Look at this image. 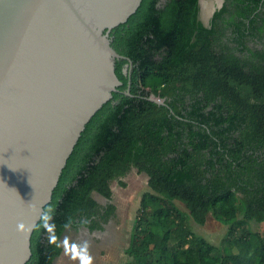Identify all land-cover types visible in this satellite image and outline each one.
I'll return each mask as SVG.
<instances>
[{
    "label": "trees",
    "instance_id": "trees-1",
    "mask_svg": "<svg viewBox=\"0 0 264 264\" xmlns=\"http://www.w3.org/2000/svg\"><path fill=\"white\" fill-rule=\"evenodd\" d=\"M200 12V0H143L111 31L133 67L116 61L122 85L69 157L27 264H55L69 228L104 230L116 206L95 196L111 200L132 169L149 180L126 264H264V235L250 227L264 223V0H224L209 25ZM209 217L228 227L220 246L188 225Z\"/></svg>",
    "mask_w": 264,
    "mask_h": 264
},
{
    "label": "water",
    "instance_id": "water-1",
    "mask_svg": "<svg viewBox=\"0 0 264 264\" xmlns=\"http://www.w3.org/2000/svg\"><path fill=\"white\" fill-rule=\"evenodd\" d=\"M142 1L0 0V264L31 259L33 232L69 157L122 85L116 61H128L124 74L133 67L110 33Z\"/></svg>",
    "mask_w": 264,
    "mask_h": 264
},
{
    "label": "rangeland",
    "instance_id": "rangeland-1",
    "mask_svg": "<svg viewBox=\"0 0 264 264\" xmlns=\"http://www.w3.org/2000/svg\"><path fill=\"white\" fill-rule=\"evenodd\" d=\"M206 1L212 2V0ZM148 180L145 173L132 169L111 183V200H107L102 195H96L95 199L99 204L105 205L111 202L116 206V216L106 225V232L94 234L88 232L85 227L79 230L67 229L61 238L62 251L55 260V264H80L81 259L87 261L89 256L92 258L91 264H126L129 257L125 253V248L129 244V234L138 215L142 196L148 190ZM122 182L125 185H122ZM176 204L182 210H186L182 204L178 202ZM188 225L196 234L217 246L222 245L228 230L226 225L219 223L213 217H209L204 226H199L192 220L188 221ZM250 227L264 235V223L250 225ZM243 228L246 229V225ZM238 232L241 231L238 229ZM84 242H88L89 245L86 251L72 247V245H83ZM66 247L77 259L74 260L65 253Z\"/></svg>",
    "mask_w": 264,
    "mask_h": 264
},
{
    "label": "flooded vegetation",
    "instance_id": "flooded-vegetation-1",
    "mask_svg": "<svg viewBox=\"0 0 264 264\" xmlns=\"http://www.w3.org/2000/svg\"><path fill=\"white\" fill-rule=\"evenodd\" d=\"M203 2H205V4H203ZM203 2H202V0H200V6H201L200 17L206 25H209L210 20L213 17V14L215 13V11H217L218 9H220L223 6L224 0H223L221 7L219 6L217 0H216V2L214 0H212L211 3L207 2L206 0H203ZM131 69L132 68H130L129 70H131ZM129 72H131V71H129ZM105 228H106V226H105Z\"/></svg>",
    "mask_w": 264,
    "mask_h": 264
},
{
    "label": "clouds",
    "instance_id": "clouds-1",
    "mask_svg": "<svg viewBox=\"0 0 264 264\" xmlns=\"http://www.w3.org/2000/svg\"><path fill=\"white\" fill-rule=\"evenodd\" d=\"M44 219L47 220V219H49V217H44ZM43 226H44L45 230H46V231H49V232H51L52 229H54V227H55L54 224H48V223H45ZM25 227H26V226H25V224H24L23 222H21V223H19V224L17 225V228H18V230H20V231L25 230ZM29 230H30V229H29ZM52 239H53V238L50 237V242H51ZM88 246H89V245H88V242H84L83 245H72V247L82 248V249L85 250V251L87 250ZM65 253L68 254V255H70V257H71L72 259H74V260L77 259V257H76L74 254H72V253L69 252V250H68L67 247L65 248ZM91 260H92V258H91V256H89L88 259H87V261L81 259L80 264H91Z\"/></svg>",
    "mask_w": 264,
    "mask_h": 264
},
{
    "label": "crops",
    "instance_id": "crops-1",
    "mask_svg": "<svg viewBox=\"0 0 264 264\" xmlns=\"http://www.w3.org/2000/svg\"><path fill=\"white\" fill-rule=\"evenodd\" d=\"M134 224H135V222H134ZM106 227H107V226H106ZM133 227H134V225H133ZM86 229H87V228H86ZM87 231L90 232L88 229H87ZM132 231H133V228H132V230H131V232H130V234H129V244H130V241H131ZM100 232H106V228H105L103 231H94L93 233L96 234V233H100ZM90 233H92V232H90ZM129 244H128V246H129ZM128 246L125 248V250L128 248Z\"/></svg>",
    "mask_w": 264,
    "mask_h": 264
}]
</instances>
